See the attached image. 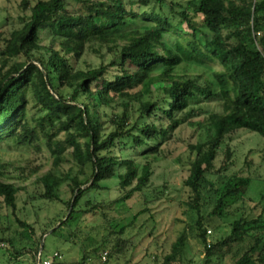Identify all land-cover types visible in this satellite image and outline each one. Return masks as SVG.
<instances>
[{
	"label": "trees",
	"instance_id": "16d2710c",
	"mask_svg": "<svg viewBox=\"0 0 264 264\" xmlns=\"http://www.w3.org/2000/svg\"><path fill=\"white\" fill-rule=\"evenodd\" d=\"M21 8L30 11L23 25L0 29V142L10 135L17 143L45 142L52 166L39 177L42 192L37 198L64 203L67 210L63 217L52 218L41 236L17 216L19 238L9 234L1 239L0 264H22L19 258L32 251L35 259L42 238L57 224L52 232L89 212L105 215L109 204L98 198L105 188L102 181L118 179L121 196L112 203L143 193L160 148L193 115L187 109L196 93L210 98L217 92L215 81L201 86L180 74L184 63L218 60L223 69L213 73L225 99V112L211 116L212 138L193 146L196 155L185 180L189 207L199 211L204 189L214 185L208 175H219L213 173L214 160L228 134L247 129L264 138V0H201L195 9L201 21L187 6L167 0H22ZM43 32L49 33L46 44ZM97 44L114 51L111 61L79 67ZM130 150L137 156H126ZM69 155L74 169L61 171ZM87 170L89 177L81 179ZM253 180L229 178L227 184L233 186L209 213L225 219L230 214L225 199L237 196L242 201L224 234L211 242V228L197 218L195 236L205 249L202 264L228 257L231 264H264V182L258 200H253L246 197ZM64 184L72 192L67 202L61 196ZM21 189L0 178V197L13 216ZM222 226L220 222L213 229ZM187 239L185 233L178 237L169 263L178 260ZM86 258L76 264H85Z\"/></svg>",
	"mask_w": 264,
	"mask_h": 264
},
{
	"label": "rangeland",
	"instance_id": "374dc122",
	"mask_svg": "<svg viewBox=\"0 0 264 264\" xmlns=\"http://www.w3.org/2000/svg\"><path fill=\"white\" fill-rule=\"evenodd\" d=\"M29 1L31 4L37 2V0ZM167 1H175L187 6L197 21L202 20L200 14H195L196 6L201 0ZM21 4L22 0H0V29L11 30L23 25L30 11L22 10ZM182 27L185 31L188 30L186 24H182ZM186 34L189 35V32H185L184 35ZM41 35L42 43H48L49 33L43 32ZM114 55V51L106 44H97L83 55L78 65L81 68L99 66L101 63H109ZM222 69L218 60L184 63L179 67L180 74L195 79L201 86L215 81L212 86L216 88V95L208 98L201 92L196 93L187 109V112H193V115L188 117L160 148L158 159L153 164L150 183L142 194H136L124 202L112 203L121 196L118 179L102 181L100 184L105 188L101 190L98 198L106 205L109 204V207L103 210L106 214L104 215L101 210L89 212L84 216L80 215V220L68 227H60L54 232L52 230L58 224L49 228L41 240L43 246L45 245L41 250L42 260L51 258L55 251H59L63 255L65 264H76L83 255L87 256L85 264H202L204 262V246L195 236L197 218L202 217L204 223L208 225L207 228L211 230L215 224L220 222L223 224L220 231L216 232L213 229L211 233L207 232L208 240L212 242L229 229V222L238 215L236 211L243 206L242 201L237 200V196L228 197L224 202L228 205L230 214L225 216V219L219 220L209 215L225 189L233 186V182L227 184V180L233 176L253 177L251 189L246 193V197H251L253 200H258V190L264 182V138L257 132L239 129L228 134L218 148L213 173L219 175H208V179L214 182V185L207 184L204 189L200 210L197 211L188 205L190 189L185 185V180L190 173L191 161L196 155L193 146L212 138L211 116L225 112V99L220 95L219 84L213 73ZM33 113L34 110L31 109L30 114ZM136 154V150L125 152L126 156L136 157ZM68 159L61 167V171H68L72 167L74 169L70 155ZM0 164L4 165L0 166V178L22 188L17 194L14 216L10 214L11 211L5 207L3 198L0 197V241L9 237V234L19 238V224L15 220L17 216L33 224L38 235L41 236L42 228L48 227L46 224L49 225L48 222L52 218L63 217L67 210L64 203L37 198L42 192L39 177L52 166V156L48 147L43 140L35 144L17 143L10 135L0 142ZM223 164H227V169H222ZM87 171L86 175L80 174L81 179L89 177L90 170ZM224 181L227 185L223 184ZM218 188L219 192L216 193ZM61 196L63 202L71 199L69 184L62 186ZM145 199L146 203H144ZM143 209L146 210L141 212ZM121 227L123 230L119 232ZM182 233L187 234L188 237L185 246L178 260L169 263L167 256L172 253L173 244ZM100 243L104 246L98 247ZM3 245V242H0V247ZM102 252L108 253L105 262L101 258ZM34 253L35 251L30 255L25 254L18 261L22 264H34L39 254H36L34 259ZM231 263L228 257L222 263L214 260L210 264Z\"/></svg>",
	"mask_w": 264,
	"mask_h": 264
},
{
	"label": "built area",
	"instance_id": "2783aa9c",
	"mask_svg": "<svg viewBox=\"0 0 264 264\" xmlns=\"http://www.w3.org/2000/svg\"><path fill=\"white\" fill-rule=\"evenodd\" d=\"M209 233H211V230H208ZM107 252H103L102 255H101V258H102V261H106L107 260ZM53 256L55 258H57L58 260H63V255L58 252V251H55ZM36 264H53L52 263V259L51 258H46L44 260H42L41 258V252L38 254L37 256V259H36Z\"/></svg>",
	"mask_w": 264,
	"mask_h": 264
},
{
	"label": "water",
	"instance_id": "95a60500",
	"mask_svg": "<svg viewBox=\"0 0 264 264\" xmlns=\"http://www.w3.org/2000/svg\"><path fill=\"white\" fill-rule=\"evenodd\" d=\"M43 249V242L41 243V246H40V251L39 253L41 252V250Z\"/></svg>",
	"mask_w": 264,
	"mask_h": 264
}]
</instances>
